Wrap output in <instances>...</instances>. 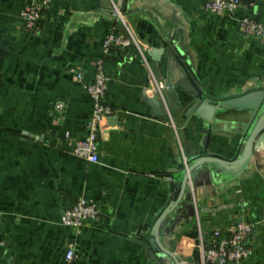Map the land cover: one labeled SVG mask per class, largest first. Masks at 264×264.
Masks as SVG:
<instances>
[{
	"label": "crops",
	"instance_id": "1",
	"mask_svg": "<svg viewBox=\"0 0 264 264\" xmlns=\"http://www.w3.org/2000/svg\"><path fill=\"white\" fill-rule=\"evenodd\" d=\"M35 1L0 0V264H62L74 242L78 264H175L140 243L176 205L187 174L186 195L160 228L165 249L181 264H203L202 243L244 219L253 225L251 253L239 264H264V147L245 167L207 163L189 173L203 157L238 160L250 113L226 109L207 122L180 85L187 74L185 83L214 102L264 89V41L242 33L241 14H208V0H124L153 77L133 47L106 58L114 115L102 127L100 160L90 163L72 154L66 133L88 135L86 86L105 38L126 36L113 14L120 0H53L40 31L29 33L21 13ZM244 1L264 24V0ZM157 82L169 87L163 97ZM82 197L100 217L75 231L61 218Z\"/></svg>",
	"mask_w": 264,
	"mask_h": 264
},
{
	"label": "built area",
	"instance_id": "2",
	"mask_svg": "<svg viewBox=\"0 0 264 264\" xmlns=\"http://www.w3.org/2000/svg\"><path fill=\"white\" fill-rule=\"evenodd\" d=\"M52 4L53 0H36L23 9L21 17L25 21L29 33L40 31ZM112 7L114 16L126 29V36H122L117 30H114L105 38L103 44L104 58L96 63L95 78L86 86L94 103V112L89 123L87 137L84 140L72 141L70 133H66V138L71 143L72 154L90 163L99 162L98 145L101 139L102 123L105 118L114 115V110L106 103L108 82L110 81L105 69L106 58L117 47L122 49L133 47L140 55L145 68L153 77L146 52L142 49L134 32L128 27L124 13L118 9V5L114 1H112ZM250 8L251 5H247L244 0H208L204 6V10L211 15L228 14L234 16L240 13L239 25L242 33L264 41V24L258 22L248 12ZM77 76L81 80L83 78L82 71H78ZM168 88L165 84L157 82V90L162 97L163 91ZM99 217L100 210L97 204L82 197L63 212L61 222L63 225L79 231L85 224L95 222ZM252 231L253 225L244 219H240L227 236L223 235L222 230H215L213 233L214 241L210 244L202 243L203 264H239L247 260L251 253L248 239ZM6 245V239L1 232L0 217V247ZM78 258L76 242L70 243L62 264H78Z\"/></svg>",
	"mask_w": 264,
	"mask_h": 264
},
{
	"label": "water",
	"instance_id": "3",
	"mask_svg": "<svg viewBox=\"0 0 264 264\" xmlns=\"http://www.w3.org/2000/svg\"><path fill=\"white\" fill-rule=\"evenodd\" d=\"M127 4L124 0H120L118 3V9L123 13L126 12ZM187 77H184L181 80L180 85L190 90L192 97V109L191 112L196 114L207 122H213L215 115L226 109H238V110H247L250 113L249 122L246 128V140L244 149L241 157L234 162H227L216 157H203L200 159L190 170L191 173L196 167L207 163H216L229 167H245L251 161L255 151L264 147V89L250 92L244 96L237 97L234 99H229L223 102H214L212 98H204L202 92L192 90L189 85L185 82H191L190 76L185 74ZM191 84V83H190ZM159 107H161L159 105ZM108 118H105L102 123V127ZM189 174L185 175L183 180V185L179 196L176 198L175 203L163 212L161 217L156 222L152 236L146 241H142V244L150 253V256L162 263H165V257L172 259L175 264H181L178 258L173 254L167 251L162 242V236L160 234V228L163 220L172 213L184 199L187 192V185L189 182Z\"/></svg>",
	"mask_w": 264,
	"mask_h": 264
}]
</instances>
